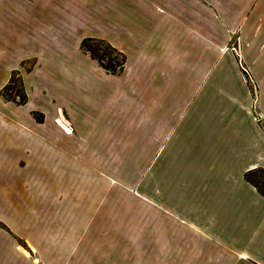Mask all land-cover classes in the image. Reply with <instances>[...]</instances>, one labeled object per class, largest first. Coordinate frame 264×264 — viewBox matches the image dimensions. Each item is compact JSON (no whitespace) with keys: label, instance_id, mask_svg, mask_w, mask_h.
<instances>
[{"label":"crops","instance_id":"crops-1","mask_svg":"<svg viewBox=\"0 0 264 264\" xmlns=\"http://www.w3.org/2000/svg\"><path fill=\"white\" fill-rule=\"evenodd\" d=\"M255 170L264 0H0V264H264Z\"/></svg>","mask_w":264,"mask_h":264},{"label":"trees","instance_id":"trees-1","mask_svg":"<svg viewBox=\"0 0 264 264\" xmlns=\"http://www.w3.org/2000/svg\"><path fill=\"white\" fill-rule=\"evenodd\" d=\"M81 48L88 53L91 58L96 60L106 72L116 74L122 70L124 64L123 56L108 43L101 40L84 39L81 43ZM16 85L18 87H16ZM2 94L5 99L17 102L18 104H23L25 102V95L21 90L18 79L14 75L11 76L8 84L4 87ZM14 95L17 99L14 98ZM245 179L264 197L263 170L250 171L245 174Z\"/></svg>","mask_w":264,"mask_h":264},{"label":"built area","instance_id":"built-area-1","mask_svg":"<svg viewBox=\"0 0 264 264\" xmlns=\"http://www.w3.org/2000/svg\"><path fill=\"white\" fill-rule=\"evenodd\" d=\"M231 49H232V51L234 52L235 56H236L237 59H238L239 67H240V69H241V71H242V73H243V76H244V78H245L247 84L251 86V90H252L253 87H254V82L251 80L248 71L246 70V68L243 66V63L241 62L242 60H241V56H240V53H239L238 49H236V47H233V48H231ZM254 89H255V87H254ZM253 94H254V93H253ZM255 119H256V121L258 122V121L260 120L259 115H257ZM56 121L58 122V120H56ZM58 125H59L60 127L63 128V131H64L65 133H67V134L72 133V128L70 127V125H68V124H66V123H65V124H64V123H60V122H59Z\"/></svg>","mask_w":264,"mask_h":264},{"label":"rangeland","instance_id":"rangeland-1","mask_svg":"<svg viewBox=\"0 0 264 264\" xmlns=\"http://www.w3.org/2000/svg\"><path fill=\"white\" fill-rule=\"evenodd\" d=\"M236 47V49H238V51H239V47L236 45L235 46ZM231 48H233V47H231ZM242 62V61H241ZM243 63V62H242ZM243 66L246 68V70L248 71V73H249V75H250V78H251V80L254 82V87L256 86V90H254V87H253V89H252V93H254L253 95L256 97L257 95H258V92H259V87H258V84H257V82L255 81V79H253V77L251 76V73H250V71L247 69V67H246V65L243 63ZM16 87H18L17 85H16ZM19 89V88H18ZM249 88H247V90H248ZM249 91V90H248ZM249 100H250V103H252V95L250 94V91H249ZM14 98L15 99H17V97L14 95ZM252 109H253V106L251 107ZM257 114L258 113H255V114H253L252 113V111H251V117H252V119H253V117L255 116V118H256V116H257ZM260 120H262V118H260ZM256 121V119H255V121H256V123H257V125H260V123H261V121ZM260 177V176H259Z\"/></svg>","mask_w":264,"mask_h":264}]
</instances>
